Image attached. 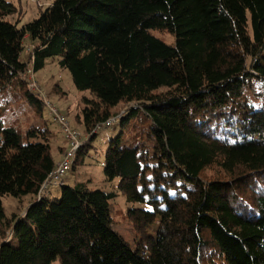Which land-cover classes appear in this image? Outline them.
<instances>
[{"label": "trees", "instance_id": "trees-1", "mask_svg": "<svg viewBox=\"0 0 264 264\" xmlns=\"http://www.w3.org/2000/svg\"><path fill=\"white\" fill-rule=\"evenodd\" d=\"M16 13L0 0V93L14 86L41 113L19 74L59 58L90 94L70 171L115 119L102 172L118 182L116 192L63 182L56 201L38 196L56 164L53 133L22 136L0 118V198H32L10 217L0 199V264H264V0H52L20 27L8 20ZM118 193L131 223L158 222L148 258L113 227Z\"/></svg>", "mask_w": 264, "mask_h": 264}, {"label": "rangeland", "instance_id": "rangeland-1", "mask_svg": "<svg viewBox=\"0 0 264 264\" xmlns=\"http://www.w3.org/2000/svg\"><path fill=\"white\" fill-rule=\"evenodd\" d=\"M11 1L16 6L17 13L13 17H9L8 20L11 22L19 21V27L37 19L39 14L49 7L52 2V0ZM154 35L167 44L173 45L175 42L174 37L168 33L154 32ZM31 45L28 40L26 42L24 40V51L20 56L21 61H27L29 57L28 47ZM58 60L59 58L47 59L44 67L35 72V79L48 99L66 117L70 126L76 129L84 140L86 135L81 123L82 109L84 107L82 99L83 97H90V94L88 91H78L74 87L70 73L58 65ZM32 63L33 61L31 59L29 63V67L31 68ZM21 82L24 84L22 80ZM244 91L248 96L249 102L252 103V107L255 109L259 108V104L255 101L249 82L245 84ZM17 96V91L14 86L0 93V118L3 121V125L5 127H15L22 136L31 126L47 125L48 129L53 133L51 151L54 160L57 161L59 156L64 154L63 150L67 148L63 130L52 120L46 109L41 113H37V110L26 101L25 97L20 98ZM122 109L123 107L119 106L116 108V111L120 112ZM118 131V124L115 123L110 127L98 129L93 148L89 152L90 157L86 158L82 165L77 166L73 171H69L63 177V182L67 185H73L76 182H86L89 188L99 189L104 192H116L118 181H106L102 171L107 141L109 137ZM21 143H26V141L22 139ZM217 172V167H211L204 172L203 178H210ZM60 190V186H50L48 188L49 201H56L59 198ZM0 199L6 217H10L12 214L20 215L32 201L31 196H25L21 200L14 199L10 196H3ZM128 206L125 197L121 193H118L110 206L111 217L114 222L113 227L117 234L129 244L134 252L148 258L150 256V249L146 238L155 237L158 222L156 221L151 226L134 225L126 218ZM52 264H60L59 259Z\"/></svg>", "mask_w": 264, "mask_h": 264}, {"label": "built area", "instance_id": "built-area-1", "mask_svg": "<svg viewBox=\"0 0 264 264\" xmlns=\"http://www.w3.org/2000/svg\"><path fill=\"white\" fill-rule=\"evenodd\" d=\"M31 49L32 48L28 47V51H31ZM19 77L28 90L31 93L36 94L42 100L44 109L47 110L52 120L63 130L67 142V148L65 149L62 158L55 164L53 170L48 174L40 187L38 196L47 195L49 194L48 188L50 186H62L63 177L71 170L75 154L81 146L83 138L76 129L70 126L66 117L59 112L57 107L41 90L35 79V72L32 68H28L24 73L19 74ZM114 122L115 119H110L105 123V126L109 127Z\"/></svg>", "mask_w": 264, "mask_h": 264}, {"label": "crops", "instance_id": "crops-1", "mask_svg": "<svg viewBox=\"0 0 264 264\" xmlns=\"http://www.w3.org/2000/svg\"><path fill=\"white\" fill-rule=\"evenodd\" d=\"M28 39L27 38H25V42L27 41ZM66 149V148H65ZM65 151V150H64ZM62 155L63 154H61V156H59V159H57V161H56V163L62 158Z\"/></svg>", "mask_w": 264, "mask_h": 264}]
</instances>
